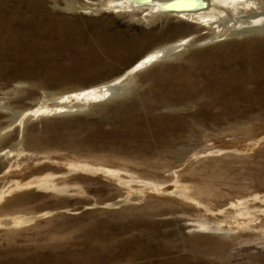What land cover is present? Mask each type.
<instances>
[{
	"label": "rangeland",
	"instance_id": "1",
	"mask_svg": "<svg viewBox=\"0 0 264 264\" xmlns=\"http://www.w3.org/2000/svg\"><path fill=\"white\" fill-rule=\"evenodd\" d=\"M118 1L0 0V264H264V32Z\"/></svg>",
	"mask_w": 264,
	"mask_h": 264
},
{
	"label": "bare ground",
	"instance_id": "2",
	"mask_svg": "<svg viewBox=\"0 0 264 264\" xmlns=\"http://www.w3.org/2000/svg\"><path fill=\"white\" fill-rule=\"evenodd\" d=\"M166 1L170 0H122L116 2L115 6L121 7L123 3H127L128 5L130 2L131 4L134 3V5L135 3H138L135 5L136 7L145 6L146 8H149V13L154 16L157 13L159 14L163 12L161 7ZM173 6L185 10L170 12L164 11L163 13L175 15L180 18H187L202 24V26H210L213 30H211V34L207 37L214 39H218L220 36L227 33L243 34L247 32H264V8H262L255 0H177L174 2ZM190 42L191 38L187 37L178 42L158 48L142 57L133 69H137L144 63L146 64V61L173 56L180 48L185 45H189ZM129 77L130 72L120 78L104 84L98 89H92V91H88L87 93L81 95L75 94V97L72 98L69 96L61 98L62 105L49 111L54 115L57 113L74 112V108L77 107L74 105L76 100L88 102L91 99H102L103 96H107V98L113 97L116 92L123 89L124 80H128ZM105 97H103V99H105ZM73 99L74 102H72ZM1 198L3 197L1 196ZM36 217L37 216H7L0 218V225H24L32 222Z\"/></svg>",
	"mask_w": 264,
	"mask_h": 264
},
{
	"label": "water",
	"instance_id": "3",
	"mask_svg": "<svg viewBox=\"0 0 264 264\" xmlns=\"http://www.w3.org/2000/svg\"><path fill=\"white\" fill-rule=\"evenodd\" d=\"M177 1V0H170V1H166L162 4V7H161V10L166 11V12H170V11H180V10H185V9H181V8H177V7H174L173 4L174 2ZM131 4V2L129 3ZM138 4V3H135V5ZM202 4V3H201ZM132 5H134V3H132ZM200 6V5H199ZM164 58V57H162ZM161 59V58H160ZM98 89V88H97ZM2 152V151H1ZM0 152V154H1Z\"/></svg>",
	"mask_w": 264,
	"mask_h": 264
}]
</instances>
